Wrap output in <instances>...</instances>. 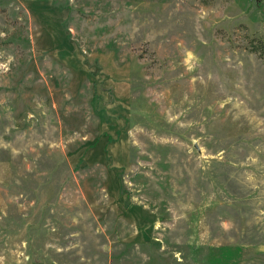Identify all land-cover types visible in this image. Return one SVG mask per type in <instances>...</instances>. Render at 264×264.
<instances>
[{"label": "rangeland", "instance_id": "1", "mask_svg": "<svg viewBox=\"0 0 264 264\" xmlns=\"http://www.w3.org/2000/svg\"><path fill=\"white\" fill-rule=\"evenodd\" d=\"M264 0H0V264H264Z\"/></svg>", "mask_w": 264, "mask_h": 264}, {"label": "trees", "instance_id": "2", "mask_svg": "<svg viewBox=\"0 0 264 264\" xmlns=\"http://www.w3.org/2000/svg\"><path fill=\"white\" fill-rule=\"evenodd\" d=\"M261 46H264V43L263 42H261Z\"/></svg>", "mask_w": 264, "mask_h": 264}]
</instances>
